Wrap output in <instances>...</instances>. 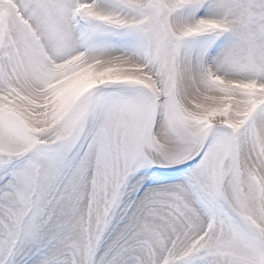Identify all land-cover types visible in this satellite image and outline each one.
I'll use <instances>...</instances> for the list:
<instances>
[{
	"label": "snow or ice",
	"instance_id": "6c2138e0",
	"mask_svg": "<svg viewBox=\"0 0 264 264\" xmlns=\"http://www.w3.org/2000/svg\"><path fill=\"white\" fill-rule=\"evenodd\" d=\"M0 264H264V0H0Z\"/></svg>",
	"mask_w": 264,
	"mask_h": 264
}]
</instances>
